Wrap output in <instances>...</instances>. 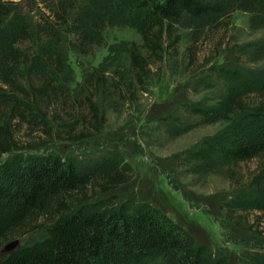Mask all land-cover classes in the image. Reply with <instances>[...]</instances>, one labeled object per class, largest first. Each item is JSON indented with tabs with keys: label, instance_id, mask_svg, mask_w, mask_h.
<instances>
[{
	"label": "trees",
	"instance_id": "16d2710c",
	"mask_svg": "<svg viewBox=\"0 0 264 264\" xmlns=\"http://www.w3.org/2000/svg\"><path fill=\"white\" fill-rule=\"evenodd\" d=\"M36 4L0 0V105L5 107L0 110L1 153L21 149L13 125L35 128L43 137L38 140H48L44 147L101 139L107 106L138 108L147 82L162 71L165 54H179L185 30L191 35L182 49L185 69L193 66L189 72L196 78L219 50L214 46L211 56L199 61L193 46L216 31L227 33L235 13H250L256 5L264 6V0H39L43 10H34ZM114 29L133 30L139 39L121 44L122 64L104 60L95 65L103 49L114 48L107 42ZM241 55L237 59L225 54L198 85L209 78L214 84L211 74L236 78L243 68L250 82L230 84L193 106L182 102L181 114L176 110L148 116L138 127L140 132L160 127L173 138L221 125L190 147L150 160V167L164 175L168 187L186 203L205 206V198H193L191 190L198 186L197 178L219 174L230 187V200L217 203L220 217L210 208L202 209L223 236L253 234L252 214L264 215V67L251 71ZM243 56L252 64L264 62V56ZM69 57L82 69L79 83ZM186 114L190 119L183 118ZM69 123L80 129L75 131ZM121 154H11L0 166V246L26 232L45 233L17 247L0 264H226L169 217L133 170L121 164ZM221 221L231 229L225 231ZM259 227L264 231V222ZM247 262L264 264V258Z\"/></svg>",
	"mask_w": 264,
	"mask_h": 264
},
{
	"label": "rangeland",
	"instance_id": "374dc122",
	"mask_svg": "<svg viewBox=\"0 0 264 264\" xmlns=\"http://www.w3.org/2000/svg\"><path fill=\"white\" fill-rule=\"evenodd\" d=\"M36 4L34 10L42 8V5ZM23 6L27 3L23 1ZM256 9L247 12H237L233 16V27L227 33H220L216 31L214 35L210 36L208 40L199 41L196 46H193L194 54L197 55L199 61L205 56L210 57L214 46L218 47L217 57L208 64V68L217 67L222 63L223 56L227 54L228 58H237L241 55V60L250 66L251 71L254 69H262L264 67L263 61H254L252 64L247 62V58L243 53L252 55L251 58L257 59L264 56V6L256 5ZM256 28H262L256 30ZM184 39L180 45L179 54L167 53L165 54L162 71L159 75H154L146 84V93L140 98L138 102L139 107L135 108L122 106L120 108H110L107 106L105 113L106 123L101 134V139L82 141V142H61L55 145H48L44 147L42 144H47L48 140L37 139L42 135L36 133L35 128L31 130L25 126H15L11 129L14 140L20 150L13 152H0V166L6 162L9 156L13 153H21L23 156L35 154H57L63 157H85L96 156L97 154H105L106 151H121L119 160L122 165L129 166L137 179L139 184L143 185L151 191L157 199L159 206L169 215V217L187 227L194 234H196L201 242H205L211 251L219 256L226 264H247V259L251 257L264 258V231L260 230L259 223L264 222V215L252 214L251 220L256 226V231L253 234H243L232 232L229 235L223 236L220 228L213 221L212 217L202 209L207 207L217 214L219 210L217 203H225L230 200V187L225 183L224 179L218 175L209 176L208 179L198 181V186L192 189L191 195L202 196L204 203H186L179 193L172 191L167 181L160 172L151 169L150 160L154 158H165L172 153L178 151L181 147H190L204 136L212 135L221 125L214 124L205 127H199L184 135L178 137H170L168 132L163 128L154 130L146 128L144 131H139L140 123L144 126L145 120L148 116H155V114L164 112H173L177 110V114L182 113L181 103L186 102L193 106L194 103L204 98L207 99L213 95L214 92H222L228 85L237 83L250 82V75L245 68L237 72V77L232 78L231 75L211 74L214 78V84L210 78L205 80V84L198 85L201 76H208L210 72L205 70L200 76H194L189 71L193 70V66H189V71L185 69L186 57L183 55V46L186 40L190 42L191 35L189 30H185ZM222 36H220V35ZM139 36L133 30H117L114 29L108 37V46L113 45V49H103L94 60L95 65L101 64L104 60L117 64L123 62L124 47L121 45L125 41L138 40ZM233 46L235 50L229 51ZM240 46V48L238 47ZM215 47V48H216ZM214 48V50H215ZM239 48V50H238ZM109 51V52H108ZM208 54V56L206 55ZM214 56V55H212ZM243 57V58H242ZM240 59V57H239ZM69 66L73 71L74 78L77 83L82 80V69L76 59L69 57ZM113 66V65H112ZM211 66V67H210ZM184 69V71H183ZM183 71V72H182ZM122 72V70H121ZM191 75V76H190ZM232 79V81H231ZM194 80V81H193ZM195 83L197 86L195 87ZM209 83V85H207ZM209 86V87H208ZM159 108V109H158ZM5 109L0 105V110ZM151 110V114H147ZM172 113V114H173ZM183 118L190 119L188 114L183 115ZM15 124V123H14ZM68 125L73 126V123ZM56 127V126H54ZM76 127V128H75ZM74 130H79L80 125H74ZM104 136V137H103ZM140 138H139V137ZM135 137H138L136 139ZM112 140V141H111ZM117 140V141H113ZM111 141V142H109ZM139 141V142H137ZM110 143V144H109ZM146 143H149L147 145ZM113 144V145H111ZM116 144V147L114 145ZM37 148V149H34ZM123 148V149H122ZM34 149V150H31ZM219 160H221V150L218 149ZM153 156V158H152ZM180 179L186 181L188 177L183 175V171H179ZM137 185V184H136ZM135 186V185H134ZM133 186V187H134ZM135 188V187H134ZM229 192V193H228ZM227 195V196H226ZM202 200V201H203ZM223 208V207H222ZM220 217V215L217 214ZM258 221H260L258 223ZM223 222V221H221ZM224 223V222H223ZM225 231L231 229L226 223L223 224ZM45 233V229H38L36 231L26 232L22 235H17L0 246V261L11 254L17 247L24 243H29Z\"/></svg>",
	"mask_w": 264,
	"mask_h": 264
}]
</instances>
